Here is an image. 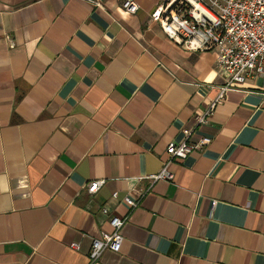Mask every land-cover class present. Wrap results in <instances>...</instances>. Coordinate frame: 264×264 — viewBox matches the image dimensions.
<instances>
[{"label": "crops", "instance_id": "1", "mask_svg": "<svg viewBox=\"0 0 264 264\" xmlns=\"http://www.w3.org/2000/svg\"><path fill=\"white\" fill-rule=\"evenodd\" d=\"M99 1L0 0V264H89L103 207L128 220L94 264H264V76L196 125L224 83L217 51L164 36L165 0ZM184 129L212 141L129 212Z\"/></svg>", "mask_w": 264, "mask_h": 264}, {"label": "built area", "instance_id": "2", "mask_svg": "<svg viewBox=\"0 0 264 264\" xmlns=\"http://www.w3.org/2000/svg\"><path fill=\"white\" fill-rule=\"evenodd\" d=\"M102 8L99 0H82ZM127 14H135L138 5L134 0H124L121 5ZM150 20L159 25L161 32L184 50L196 52L215 49L214 68L224 78L208 108L195 117L196 125L205 124L215 108L231 89L243 84L246 78L264 76V0H165L151 13ZM181 142H170L165 148L166 159L158 172L144 176L147 188L134 197L126 195L121 204L129 212L138 207L140 200L159 182H172L174 174L170 167L174 160L186 159L194 150L208 146L212 139L203 136L190 141L192 130H182ZM104 180H91L84 184L89 195L98 192ZM117 199V193L112 194ZM216 201L211 203L214 207ZM100 212L107 218L110 231H101L92 239L88 253L89 264L96 263L102 253L109 250L119 253L123 242L122 228L128 215L118 216L103 207ZM71 247L76 248L73 244Z\"/></svg>", "mask_w": 264, "mask_h": 264}]
</instances>
